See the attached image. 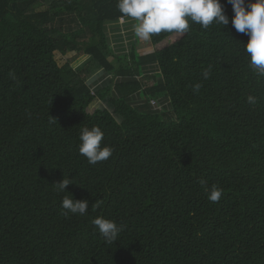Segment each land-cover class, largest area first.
<instances>
[{
	"label": "trees",
	"instance_id": "1",
	"mask_svg": "<svg viewBox=\"0 0 264 264\" xmlns=\"http://www.w3.org/2000/svg\"><path fill=\"white\" fill-rule=\"evenodd\" d=\"M117 3L0 0V264H264V78L248 36L190 23L115 56L107 27L137 23ZM84 126L102 129L107 160L79 154ZM66 196L87 213L65 215ZM98 216L120 226L114 243Z\"/></svg>",
	"mask_w": 264,
	"mask_h": 264
},
{
	"label": "clouds",
	"instance_id": "2",
	"mask_svg": "<svg viewBox=\"0 0 264 264\" xmlns=\"http://www.w3.org/2000/svg\"><path fill=\"white\" fill-rule=\"evenodd\" d=\"M232 5L233 16L225 14L220 0H118L117 7L122 17L137 21L134 25V34L141 40H149L152 35L161 32L184 34L189 32L190 23L198 24L202 29L210 25H223L227 27L231 21L238 33L248 36L244 43V52L248 59V67L258 78H264V0H228ZM204 71V78L209 77V71ZM12 79L15 75L11 74ZM200 84L195 85L198 91ZM247 102L255 104L257 98L247 96ZM104 133L98 126H84L80 129L78 146L79 154L84 156L89 164L107 160L113 152L108 145L102 146ZM199 183L205 188L207 198L211 202H218L223 189L217 185L207 188V181L200 179ZM59 192L66 191L71 179L63 178L55 182ZM62 209L74 215H85L88 211L87 200H77L64 197L61 202ZM92 224L99 235L108 244L118 239L120 226L110 219L102 216L96 217Z\"/></svg>",
	"mask_w": 264,
	"mask_h": 264
},
{
	"label": "rangeland",
	"instance_id": "3",
	"mask_svg": "<svg viewBox=\"0 0 264 264\" xmlns=\"http://www.w3.org/2000/svg\"><path fill=\"white\" fill-rule=\"evenodd\" d=\"M41 10V9H39ZM126 21L124 19H120L116 24H111V26L107 27L106 33L108 34V38L111 43L112 50L115 56H123L127 55L130 52V45L134 41L135 38H133L132 35H135L133 31H127L125 28L127 25L125 24ZM135 22L131 20L128 24L129 26L135 25ZM114 31H113V30ZM133 33V34H132ZM136 39L139 40V43L137 45V49L139 50H147L148 48H151L149 40H141L139 37L136 36ZM143 50V51H145ZM75 56L74 52H69L66 54L61 53H55L54 58L59 66H63L68 60H70L72 57ZM112 58L109 60L111 61ZM153 71L152 77L154 78L159 77V72ZM145 84L147 86H150L152 84V81L146 80ZM144 84V85H145ZM102 107V102L96 101L93 102V104L90 105L91 109Z\"/></svg>",
	"mask_w": 264,
	"mask_h": 264
},
{
	"label": "crops",
	"instance_id": "4",
	"mask_svg": "<svg viewBox=\"0 0 264 264\" xmlns=\"http://www.w3.org/2000/svg\"><path fill=\"white\" fill-rule=\"evenodd\" d=\"M127 31H133V33H134V26H130L128 29H127ZM134 36V35H133Z\"/></svg>",
	"mask_w": 264,
	"mask_h": 264
}]
</instances>
